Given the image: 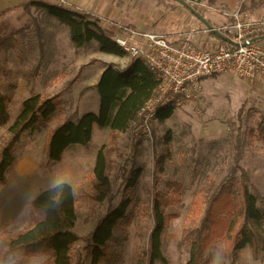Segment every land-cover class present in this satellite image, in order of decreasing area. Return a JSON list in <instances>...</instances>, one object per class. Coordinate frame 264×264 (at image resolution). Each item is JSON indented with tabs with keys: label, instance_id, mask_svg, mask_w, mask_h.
Segmentation results:
<instances>
[{
	"label": "rangeland",
	"instance_id": "obj_1",
	"mask_svg": "<svg viewBox=\"0 0 264 264\" xmlns=\"http://www.w3.org/2000/svg\"><path fill=\"white\" fill-rule=\"evenodd\" d=\"M56 3L60 6L64 0H56ZM239 6L253 18L245 0H239L237 8ZM31 18L34 21L20 31L0 27V92L12 97L8 106L10 121L0 127V147L25 99L61 93L62 105L50 123L37 125L21 137L17 164L8 174L6 185L0 186V243L34 224L29 202L38 193L58 183H67L75 195V232L81 238L72 249L73 264H90L85 249L88 240L98 222L119 204L127 179L140 169L137 184L131 190V224L126 232H115L110 255L102 264H143L152 226L147 209L151 202L153 163L169 150L170 158L157 189L162 191L167 181H177L182 184L183 193L181 203L173 209L179 217L169 223L164 233L162 255L167 264H185L189 246L182 240V234L191 226V198L210 180L218 185L226 176L232 165L237 134L240 165L249 176L252 193L264 196V142L257 138L255 130L257 123L264 120V83L258 78L249 83L231 74L205 79L196 100L175 106L169 119L163 122L156 119L152 123L150 138H134L131 135L134 122L113 141L108 138L109 130L98 129L91 148L96 144L97 148H105L109 179L108 186L101 189L105 195L101 201L95 199L93 189L95 160L87 163L86 168H81L77 162L87 161V152L78 150L77 153V148L73 147L59 164L46 165L44 150L48 133L66 118L76 120L85 112L97 113V92L91 85L95 84L103 66L123 69L120 66L123 59L100 52L96 42L75 48L68 28L43 9ZM114 34L110 32V37ZM46 48L51 53H41ZM75 54L81 56L77 62L73 60ZM41 74L47 77L44 83L32 81ZM76 79L80 88L71 90ZM206 257L211 259V264H229L221 241L208 249ZM239 259L238 264H264V258L252 260L250 252L248 258L242 255ZM44 261L45 258L39 257L0 264H42Z\"/></svg>",
	"mask_w": 264,
	"mask_h": 264
},
{
	"label": "trees",
	"instance_id": "obj_2",
	"mask_svg": "<svg viewBox=\"0 0 264 264\" xmlns=\"http://www.w3.org/2000/svg\"><path fill=\"white\" fill-rule=\"evenodd\" d=\"M181 1L192 7L200 0ZM31 4L66 26L75 48H85L96 42L99 51L104 54L125 55L112 42L110 31L102 28L92 16L37 0ZM210 36L218 43L225 44L214 32ZM157 86V75L140 60L131 61L126 69L106 65L93 86L99 98L97 113L86 112L76 120L66 118L49 132L44 150L45 164L60 162L63 154L73 146L89 148L95 129H108L110 141L118 138L136 120ZM61 100V93H57L46 98L34 95L22 102L0 147V186L6 185L8 174L17 164L21 137L37 125L50 123L62 105ZM11 101L10 95L0 92V127L10 121L8 106ZM174 110L175 106L163 108L156 118L163 122L172 116ZM257 125V138L264 142V120ZM234 144L233 161L226 176L218 185L210 180L191 198V226L182 234V240L189 246V258L185 264H211L206 253L219 241L229 264H236L241 251L245 249L249 250L254 261L264 258V196L252 193L249 176L240 165L238 134ZM104 150L103 146L98 150L92 171V178L96 180L93 189L97 201L105 198L101 189L109 184ZM169 158L170 152L166 150L153 163L151 202L147 209L152 226L143 252V264H167L162 255L163 236L169 223L179 217L173 209L181 203L182 184L167 181L164 190L157 189ZM140 174V169L133 171L122 189L119 204L96 225L85 246L90 264H102L110 255L115 232H126L129 228L133 202L131 190L136 186ZM76 208L73 189L67 183H58L38 193L29 202L34 224L0 243V263L41 257L45 258L42 264H73L72 249L81 239L75 232Z\"/></svg>",
	"mask_w": 264,
	"mask_h": 264
},
{
	"label": "built area",
	"instance_id": "obj_3",
	"mask_svg": "<svg viewBox=\"0 0 264 264\" xmlns=\"http://www.w3.org/2000/svg\"><path fill=\"white\" fill-rule=\"evenodd\" d=\"M228 16L230 21L226 25L218 29L204 27L203 33H225L237 46L219 43L212 49H204L192 41L195 30L172 44L150 32L118 27L111 37L112 42L131 57V61H142L158 78L156 90L132 125L134 138H150L158 112L196 100L207 78L231 74L249 83L257 78L264 83V48L256 42L264 36V15L251 18L239 6Z\"/></svg>",
	"mask_w": 264,
	"mask_h": 264
},
{
	"label": "crops",
	"instance_id": "obj_4",
	"mask_svg": "<svg viewBox=\"0 0 264 264\" xmlns=\"http://www.w3.org/2000/svg\"><path fill=\"white\" fill-rule=\"evenodd\" d=\"M33 1L35 0H0V27L7 26L13 31L24 29L29 23L34 21L31 16L36 15L41 9L32 5L31 2ZM37 1H42L50 5H58L56 0ZM238 3L239 0H200L193 4L194 7H197H195L196 10L204 17V19L210 23V27L218 29L230 21L228 14L237 8ZM245 5L253 18L258 19L264 15V0H245ZM60 7L91 15L98 20L102 28L112 32V34L115 33L116 28L119 26H127L138 31H147L162 36L169 43L177 44L182 35L190 30H195L192 34V41L199 47L212 49L219 44L213 37L203 33L204 27L206 26L202 22L195 18L185 6L173 0H64V3L61 4ZM214 12L218 13L219 16L215 15ZM35 22L38 24L39 21L35 20ZM38 25L40 26V24ZM256 42L264 48V36L260 37ZM44 52L51 53L48 48L41 50V53ZM53 53L57 52L54 51ZM80 54L82 57H85L83 53ZM79 56V54L73 55V60L77 62ZM119 58L123 59L120 66L123 67V69H126L131 61L127 60V56ZM71 66L73 69L76 68L73 65ZM105 67L106 66H103L100 69L95 84ZM42 69L44 70L46 68ZM46 74L47 73L45 72V75ZM41 76L34 78L32 81L44 83V80L47 77L43 74H41ZM68 77L69 76H67L66 79H68ZM77 84L78 82L76 79L71 86V90H78L80 87H78L79 85ZM95 84L91 86H94ZM98 99H96L95 109L98 107ZM96 132H98V129H95L93 132L92 141L88 150H84L79 146H73L74 148H77V153L81 150L88 154L87 161H77L81 168H86L87 163H92L95 160L98 150L101 148H97L98 144H96L94 149L91 148ZM73 147L69 148L63 154L62 160L64 155ZM59 163L60 162L56 164ZM242 255H245L246 258H248V249L241 251L240 257H242ZM236 264H238V262Z\"/></svg>",
	"mask_w": 264,
	"mask_h": 264
},
{
	"label": "water",
	"instance_id": "obj_5",
	"mask_svg": "<svg viewBox=\"0 0 264 264\" xmlns=\"http://www.w3.org/2000/svg\"><path fill=\"white\" fill-rule=\"evenodd\" d=\"M173 1H175V2H177V3H179V4L183 5V6H185V7L188 9V11H189V12H190L195 18H197L200 22H202L206 27L211 28L210 25H209V23H208V21H206V20L204 19V17H203V16H202V15H201V14H200L195 8L186 5V3L183 2V1H181V0H173ZM214 33H215L216 36H217L218 38H220L225 44H229V45H231V46H237L236 43H234L229 37L225 36V35L222 34L221 32L214 31Z\"/></svg>",
	"mask_w": 264,
	"mask_h": 264
}]
</instances>
